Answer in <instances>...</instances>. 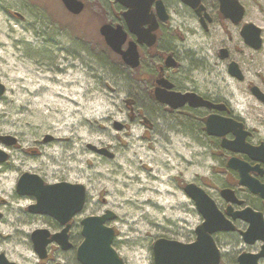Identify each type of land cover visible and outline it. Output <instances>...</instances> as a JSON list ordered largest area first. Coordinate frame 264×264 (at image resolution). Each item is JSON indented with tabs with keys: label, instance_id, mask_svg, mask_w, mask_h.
Wrapping results in <instances>:
<instances>
[{
	"label": "rangeland",
	"instance_id": "obj_1",
	"mask_svg": "<svg viewBox=\"0 0 264 264\" xmlns=\"http://www.w3.org/2000/svg\"><path fill=\"white\" fill-rule=\"evenodd\" d=\"M86 1L87 10L75 16L61 0H0V80L7 88L0 97V138L16 140L11 145L0 140V150L8 154L0 167L12 176L11 199L7 202L8 195L0 193V251L17 264H74L73 251L62 252L56 243L48 247L52 261H39L31 235L37 229L53 234L58 222L31 213L35 197L17 193L26 172L46 184L86 187L87 203L73 233L77 241L78 220L107 210L117 214L109 225L118 233L115 248L125 264H155L153 246L159 238L195 241L203 218L184 191L187 183L214 197L220 192L213 161L204 159L198 144L177 129L174 117L152 101L150 83L140 81L144 68L125 69L104 56L100 27L112 19L98 0ZM239 1L246 9L241 24L217 16L208 31L186 6L176 4L162 43L180 64L172 75L178 88L229 101L262 138L264 102L252 89L264 93V0ZM246 23L263 30L258 50L241 36ZM222 49L229 58H221ZM232 62L244 81L229 74ZM252 100L255 109L248 107ZM19 207L25 221L10 226L19 212H9ZM6 234L19 241L7 240ZM215 239L221 264H238L240 253L260 249L245 244L238 233H218Z\"/></svg>",
	"mask_w": 264,
	"mask_h": 264
},
{
	"label": "water",
	"instance_id": "obj_2",
	"mask_svg": "<svg viewBox=\"0 0 264 264\" xmlns=\"http://www.w3.org/2000/svg\"><path fill=\"white\" fill-rule=\"evenodd\" d=\"M128 8L124 14L127 30L122 25H113L110 23L103 24L100 27V33L104 37L107 45L115 52L121 55L126 65L131 68H137L140 65V56L138 44H144L152 47L157 40V35L153 33L159 26L155 17L150 14V8L154 0H115ZM191 7L200 4V0H183ZM66 9L73 14H80L84 9V3L80 0H62ZM158 8L164 10V7L158 2ZM232 8V11L230 12ZM222 11L233 20L235 24H240L245 16V8L238 0H221ZM235 16V17H234ZM167 15L162 16V20H167ZM149 26L146 28V26ZM129 34L137 37L136 41H128ZM262 29L253 23L246 24L241 35L245 42L254 49H260L263 45ZM127 45L126 48L124 46ZM229 57L227 50L222 51V58ZM168 67H176L177 62L169 56L167 60ZM229 74L233 77L243 79V73L239 69L237 63L232 62L229 65ZM163 88H157L155 91L156 99L173 109L179 108L186 103H190L194 107L210 106L209 101L197 94H183L169 90L172 84L168 80H162ZM254 93L262 100L257 87L253 88ZM6 92V86L0 80V97ZM225 121L226 119H222ZM228 122H231L228 120ZM239 131L243 129V124L233 122ZM214 121H208L207 129L209 134L224 135L227 130L224 127L222 133L214 131ZM216 126V125H215ZM9 137H1L0 140L8 145L14 141H10ZM242 142H244L242 140ZM234 144V143H233ZM239 140L236 146H240ZM98 153H104L110 157L113 154L106 149H99L91 146ZM232 147V146H230ZM236 151H244L254 160L260 158L263 153V145L257 149L252 146L239 149L232 147ZM261 150V151H260ZM8 154L0 150V163L6 162ZM231 165L241 170L240 184L246 186L252 193L259 195L264 200V185L248 175V169H245L243 162L233 159ZM185 193L194 201L198 212L203 217V222L196 230V240L191 243H183L167 238H159L153 246L154 263L155 264H220L222 261V252L219 248L215 234L229 233L236 230L233 220L241 219L249 224L245 231H241L243 241L247 245H254L257 242H263L259 252L245 251L239 254L237 258L238 264H261L264 259V217L261 212L252 208L232 213L229 211L227 215L222 213L215 200L203 189L194 183H188L184 188ZM17 193L20 196H34L36 204L29 207V211L33 214L46 215L54 218L64 228L61 232L52 234L48 229H37L31 239L35 252L41 259H45L48 255V246L57 243L65 251L71 249L72 245L69 241V229L71 220L80 214L86 204L87 189L81 184H72L68 182H60L54 184H46L44 180L37 174L24 173L18 180ZM223 193H229L228 190ZM229 217H232L231 219ZM117 215L107 210L103 215L88 216L83 219V236L84 241L78 249V260L81 264H125L119 253L113 247V241L116 237V231L112 227L106 225L107 222L113 221ZM0 264H17L10 261L4 253H0ZM60 264V263H57Z\"/></svg>",
	"mask_w": 264,
	"mask_h": 264
},
{
	"label": "flooded vegetation",
	"instance_id": "obj_3",
	"mask_svg": "<svg viewBox=\"0 0 264 264\" xmlns=\"http://www.w3.org/2000/svg\"><path fill=\"white\" fill-rule=\"evenodd\" d=\"M80 1L84 3V9L77 16L83 14L84 11H86L88 8L87 5L88 2L86 0H80ZM98 1L101 4L103 13L106 16L108 15L110 17L111 15L113 17L115 16L116 19L119 20V22L114 24L115 25L120 24L127 30L124 14L128 10V8H126L121 3H118L115 0H98ZM158 2L162 4L164 10L158 8L157 5ZM176 4L186 6L189 10V13L199 20L200 24L202 25L205 31L209 30V24H212L217 16L219 18L222 17L225 20H229L234 25H239L233 22V20L230 18V15L227 16L222 11L221 0H200V4L197 5L196 8L191 7V5L187 4V1L184 2L183 0H154L150 8V14L157 19L159 24L158 28L153 32L157 35V40L152 47H149L144 44H138L140 65L139 67L136 68V70H140L142 66L145 65L144 70L146 72L143 73L144 75L141 76L140 80L144 78L146 80L144 83H150L151 88L149 93L151 94L152 101L158 105L163 106L165 108V112L169 113L170 117H174V121L176 122V125L178 127L177 129L180 131H184L185 136L187 138H190V141L192 143L198 144L199 148L203 150V152L200 155H202L204 159L210 158L213 161L214 166L211 172L213 177L219 179L220 192L217 197H214L210 194V192H208L206 189L205 190L215 200L219 210L225 215H227L229 211H231L232 213H236L245 210L246 208H252L255 211L261 212L264 217V200L259 195L252 193L246 186L240 184V180L242 177L241 170L231 165V161L233 159L243 162L246 167L245 169H248L247 171L248 175L251 178L259 181L262 185H264V137L263 136H261L262 138L257 137V134H255L256 131L250 128L245 117L238 114V112L235 110V108L231 105L229 101L221 98L220 96L218 97L215 94L200 93L199 91H197V89H180L173 80L172 75L174 74V72H176L177 69H179L180 64L176 60V57L173 53H168L169 50L165 48L164 44L162 43L163 41L162 35H164L166 32L170 33L171 31L170 23L173 18L172 11L175 8L174 6ZM115 7L117 8L116 10ZM231 11L232 8L230 12ZM163 15H167L168 17L167 20L161 19ZM245 16H246V9H245ZM147 27L149 26L147 25L146 28ZM136 39L137 37L135 35L129 34L128 41L130 40L136 41ZM103 42L106 49H108L110 53H112L117 58V60L115 61L116 64H120V65L122 64L123 66H126L128 69H131L123 61L121 55L111 50V48L107 45L104 38H103ZM126 47L127 45L124 46V48ZM223 50H227V49H222L220 51L221 58H222ZM227 52L229 53L228 50ZM169 56H172L176 60L177 62L176 67H168L167 60ZM228 72H229V66H228ZM146 74L152 76V77L150 76L151 77L149 78L150 80L145 78ZM233 78H235L238 81H244L245 75L243 74V79H239L236 77ZM164 79L168 80L169 83L172 84V87L169 90L180 92L183 94H187V93L197 94L203 97L204 100L209 101L211 105L194 107L193 105H190V103H186L179 108L173 109L171 106L159 102L155 97V91L157 90V88L160 87L163 88L161 82ZM260 93L264 97V93H262L261 91ZM255 96L257 100L264 102V100L260 99L256 94ZM160 111L161 110L156 111V113L157 114L162 113ZM210 119L212 122L214 121L213 128L215 132L217 133L223 132L222 129H219L217 127H224L227 130V132L224 135L209 134L207 129V124ZM222 119H226V120L223 121ZM228 120L231 122H228ZM233 122L242 123L243 129L239 131L237 128H235L236 125ZM237 140L240 141L241 143L240 146H236ZM242 140L244 142H242ZM262 145H263V149H262L263 153L260 154L261 156L257 160L252 159L250 155L244 151H240V150L236 151L233 150L232 148V147H238L239 149H243L244 147L252 146L259 149ZM226 190H228L229 193H223ZM76 217L77 215L71 220L70 229L68 232L69 241L72 245L71 249L65 251L61 248V246H59L58 244L57 245L62 252L73 251L74 264H81L80 261L78 260V249L84 241V236L82 232L83 231L82 221L84 218L88 216L83 217L81 220H78V222L80 223L79 241H77V239L74 238L73 236L77 224ZM229 218L231 219L232 217ZM233 223L236 226V230L234 231V233H238L240 236H241L240 232L245 231L249 226L247 222L241 219L233 220ZM106 225L110 226L109 222H107ZM63 228L64 227L58 223V229L53 234L61 232ZM116 234L118 235L117 231ZM115 239L113 241L114 248H115ZM256 244H259L261 248L263 242H257ZM50 246L51 244L48 247ZM260 250L261 249H259L258 252ZM0 253H4V252L0 251ZM39 259H40L39 261L42 263L52 261L49 253L45 259H41L40 257ZM57 263L63 264L61 262H57Z\"/></svg>",
	"mask_w": 264,
	"mask_h": 264
},
{
	"label": "bare ground",
	"instance_id": "obj_4",
	"mask_svg": "<svg viewBox=\"0 0 264 264\" xmlns=\"http://www.w3.org/2000/svg\"><path fill=\"white\" fill-rule=\"evenodd\" d=\"M263 66H264V61H263ZM253 102L249 103V108L255 109L256 108V102L254 100H252ZM10 171L4 170L3 167H0V193H6L8 196H6V200L8 202L9 198L11 199L12 195L9 193V190L11 189V175L9 174ZM8 192V193H7ZM21 210L22 208H14L13 210H11L9 213L12 214L13 211L19 212V217H16L12 220H10V226H14L15 224H21L25 221V217L23 215H21ZM4 237L9 240V241H19V240H15L16 235L15 234H6L4 235ZM20 239V238H19ZM23 241V240H20Z\"/></svg>",
	"mask_w": 264,
	"mask_h": 264
},
{
	"label": "trees",
	"instance_id": "obj_5",
	"mask_svg": "<svg viewBox=\"0 0 264 264\" xmlns=\"http://www.w3.org/2000/svg\"><path fill=\"white\" fill-rule=\"evenodd\" d=\"M117 8L115 7V10H116ZM111 19H112V22L113 23H118L119 22V20L118 19H116V17L114 16H112L111 15ZM102 43V44H101ZM100 44H99V47H101V49L103 50V54L108 58V59H111V60H113L114 62L117 60V58L112 54V53H110V51L108 50V49H106V47H105V45L103 44V41L101 42ZM114 58V59H113ZM121 66L123 67V68H125V69H128L126 66H123L122 64H121ZM143 68H145V65H143L142 66ZM137 71V70H136ZM134 80H136V78L134 79ZM137 80H139V79H137ZM136 80V81H137ZM140 81H146L144 78H142V80H140Z\"/></svg>",
	"mask_w": 264,
	"mask_h": 264
}]
</instances>
